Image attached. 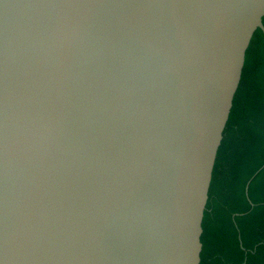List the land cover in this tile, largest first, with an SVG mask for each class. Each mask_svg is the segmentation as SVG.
I'll use <instances>...</instances> for the list:
<instances>
[{
  "label": "water",
  "instance_id": "water-1",
  "mask_svg": "<svg viewBox=\"0 0 264 264\" xmlns=\"http://www.w3.org/2000/svg\"><path fill=\"white\" fill-rule=\"evenodd\" d=\"M263 16L264 0H0V264H199Z\"/></svg>",
  "mask_w": 264,
  "mask_h": 264
},
{
  "label": "trees",
  "instance_id": "trees-1",
  "mask_svg": "<svg viewBox=\"0 0 264 264\" xmlns=\"http://www.w3.org/2000/svg\"><path fill=\"white\" fill-rule=\"evenodd\" d=\"M201 226L199 264H264V34L259 28L246 49Z\"/></svg>",
  "mask_w": 264,
  "mask_h": 264
}]
</instances>
